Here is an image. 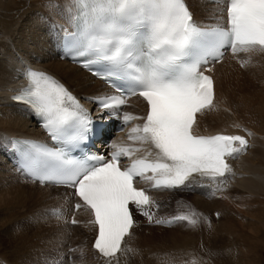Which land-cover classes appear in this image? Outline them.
I'll use <instances>...</instances> for the list:
<instances>
[{
  "label": "snow or ice",
  "instance_id": "6c2138e0",
  "mask_svg": "<svg viewBox=\"0 0 264 264\" xmlns=\"http://www.w3.org/2000/svg\"><path fill=\"white\" fill-rule=\"evenodd\" d=\"M213 2L224 5L219 11L226 13L225 25L198 22L187 0H76L77 13L69 16L73 31L64 37L66 55L123 93L93 98L100 116L126 104L128 95L142 97L146 117L142 126L130 130L129 139L150 143L155 159L145 156L122 167L121 157L139 149L120 144L113 145L110 158L74 156L72 150L90 138L97 121L80 102L87 97L78 98L52 74L27 68V86L12 97L41 122L56 145L12 138L21 170L39 183L74 189L94 215V247L105 257L120 250L134 223L130 205L143 209L153 203L134 185L137 177L158 189L186 186L193 174L223 177L231 171L226 157L248 146L241 135L196 132L197 114L214 106V81L205 74L210 69L202 68L220 60L227 48L233 53L264 49V0ZM132 119L141 118L123 117L125 123ZM173 220L196 223L190 215Z\"/></svg>",
  "mask_w": 264,
  "mask_h": 264
},
{
  "label": "bare ground",
  "instance_id": "6f19581e",
  "mask_svg": "<svg viewBox=\"0 0 264 264\" xmlns=\"http://www.w3.org/2000/svg\"><path fill=\"white\" fill-rule=\"evenodd\" d=\"M25 1L0 0V209L25 211L31 218L29 227L32 235L30 230L19 233L8 248L1 249L0 246V264H47L52 258L55 264H67L69 257V264L73 260V264H134L145 257L142 251L146 244L159 240L163 244L167 243L170 251L178 255L193 237L200 239L202 231L207 228L202 215L211 211L221 213V218L225 217L217 221L216 229L210 236L215 245L212 244L214 248H208L207 253L214 259L221 257L222 261L227 260L229 264H239L241 261L253 264V255H257L260 246H264V83H259V80H264V49L257 46L235 53L231 48L228 49L210 68L214 81V106L197 114V133L224 130L247 139L248 146L244 150L226 157L231 171L215 179L194 177L186 182V186L149 191L152 201L159 199V192H162L166 193L173 207L189 208L188 212L181 209L177 213L190 215L196 223L189 220L186 224L170 222L172 225L169 228H177L176 233H152L151 228L166 229L160 226L164 221L158 225H148L151 224L147 222L149 216L144 212L152 203L143 209L131 205L134 223L123 238L120 250L112 257H103L92 247L96 229L87 207L77 201L82 205L81 208H72V201L76 200L72 194L73 189L50 183L41 186L31 181L19 171L7 151L6 140L11 134L27 133L43 137L26 107L5 96L24 81L21 70L26 66L37 67L59 78L78 98L87 97L80 100L87 107L92 104L93 96L109 91L108 86L75 63L69 62L61 52L60 35L62 31L71 28L69 16L73 14L75 1L37 0L31 4L35 8ZM187 3L191 5L198 22L205 25L225 24V13L219 11L224 7L222 3H214L213 0H187ZM11 35L15 38L11 39ZM123 110V115L131 114L141 119L129 120L119 133L111 136L110 141L113 145L139 149L130 157L147 156L148 159H155L156 150L150 143L129 139L130 130L136 125L142 126L144 122L145 105L142 99L137 95L129 97ZM106 126L101 129V134ZM236 146L239 147L238 144ZM149 152L151 155H148ZM130 157H125L124 161ZM136 181L141 186L150 182L141 177L136 178ZM179 195L191 199L188 201ZM54 209L59 211L54 213ZM148 213L151 219L155 218ZM194 213L200 216L199 219L194 217ZM70 217L76 223L69 225ZM170 219L165 221H172ZM81 228L84 233L80 231ZM144 230L149 233L139 239ZM128 238L130 244L127 246ZM138 240L140 247L144 246L141 250L136 245ZM68 241L72 245L67 244L61 252L59 248ZM72 246L73 249L68 251L67 248ZM58 250L59 255H54ZM165 261L168 259L154 264H165ZM147 264L152 263L148 261Z\"/></svg>",
  "mask_w": 264,
  "mask_h": 264
},
{
  "label": "rangeland",
  "instance_id": "374dc122",
  "mask_svg": "<svg viewBox=\"0 0 264 264\" xmlns=\"http://www.w3.org/2000/svg\"><path fill=\"white\" fill-rule=\"evenodd\" d=\"M26 1H27V3H26ZM26 1H25V3L29 4V6H31L32 3H34V2L36 3L39 0L38 1L37 0H26ZM2 3H4V2H2ZM31 7L35 8V6H33V5ZM32 8H31V10H33ZM1 31L2 30H0V33H1ZM1 34H0V39L2 38ZM13 38H15L14 35H11V39H13ZM90 76H92V75H90ZM259 81H258L259 83H261V82L264 83V80H259ZM259 83H257V84H259ZM208 123H210V122H208ZM179 196H182V195H179ZM185 196L190 197L191 195L190 194H188V195L185 194ZM185 196H182V197H184L183 199H186V200L190 201L191 198L187 199L188 197L185 198ZM161 199H162V201H161ZM212 199L217 200L218 198H212ZM212 199H209V201H211ZM222 199H218V200H222ZM159 202H161L162 204L159 203ZM165 202H168V203H165ZM156 204H157L158 207H156ZM152 205L153 206L155 205V207L151 208V207H153ZM152 205H151L150 208H148V210L146 208V211L150 212L151 214H153L154 217H155L154 218L155 220L154 219L147 220V222L151 223V224H148V225H151V226L152 225H158L159 223H156V222L158 221V219H160L159 221H164V223L160 224V226L162 225L161 227H163V228L166 227V229L151 228L152 229L151 230L152 233H156L157 234V232H158L159 234H165V233H171V231L176 233L175 229H177V228L173 229L174 226L169 228V226L172 225V224L170 222L165 221L166 219H169V217L171 218L170 220H172L173 223L174 222L176 223L178 221L180 223L186 224L187 220H173L172 216L176 217L177 215L178 216L179 215H183V212H181V213H177V212H180L181 209L184 212H188L189 208H184L183 209V208L177 207V205H176L177 208L173 207V205L170 202V200H169L168 196L166 195V193H162L161 197L159 199H156L155 201H153ZM166 205H167L168 208L166 207ZM162 210H163V212H161ZM154 212H156V215H155ZM165 212H167V213H165ZM214 212L215 211H213V212L212 211L211 212H205L202 215L203 223L207 227V228H204L205 232L202 231V236L200 237V239L197 238V237H196L197 239L193 237L191 240H189L186 243V247H184L183 250L181 251V253H179L178 255L175 252H171L170 251L169 246L167 245V243L163 244L164 242L162 240H159V241H156V242H150V243L146 244V248L142 251L143 254H145V257H143V259H141L140 261H136L134 264H138V263L139 264H147L148 261H151V263L154 264L155 262H158V261L161 262V261H164V260H167V259H168V261H165V264H218V263L220 264V262L223 263L224 261H225L224 264H227V263L229 264V261H227V260H223L222 261L221 257H218V258L214 259L211 255H209L207 253V249L208 248H214V245H215V243L212 241L210 236L216 229V225L218 223L217 221H220V219L222 220L225 217V216H223L221 218V213H219V212L218 213L217 212L214 213ZM166 214H168L169 216L166 215ZM157 215H159V216H157ZM161 215H162L163 218L161 217ZM156 216L159 217V218H157ZM240 216H241V213L238 214V217H240ZM194 217L199 219L200 216L197 213H194ZM30 219L31 218L29 216H27V213L25 211H23V210L20 211V210H17L15 208H13V209H11L9 211H6V210H3V209H0V224L3 225V226L0 225V246H1V249L5 248V247L8 248L9 247L8 245L12 244V242L14 241V239H15L17 234L25 232V231L26 232H30L31 231L30 227H29V226H31ZM48 220L49 219H47V221ZM43 222L46 223L45 221H43ZM48 225L51 226L53 224H48ZM178 229H180V228H178ZM190 230H193V229H190ZM80 231L84 233V230L82 228L80 229ZM144 231L140 233L139 239L142 236H146L149 233L148 231H145V232ZM193 231H196V230H193ZM14 234H15V236H14ZM71 234H72V231L70 232V236H71ZM190 234L194 235V236H197V234L194 233V232H192V233L190 232ZM30 235H32V231L30 232ZM67 244L70 245L71 243L68 241V243H66L65 245L60 247L59 250L62 252L66 248ZM126 244H127V246L130 244V238L127 239ZM212 244H214V245H212ZM136 245L138 246V248L140 250H141V248L142 249L144 248V246L140 247L139 240L137 241ZM211 245H212V247H211ZM217 247L219 248L221 246H217ZM204 248H206V249H204ZM260 248L261 249L257 253V255H256V253H255V255H253L254 256V258L252 260L253 264H264V246H260ZM70 249H73V246L67 248L68 251ZM59 250L57 251L56 254L54 253V255H56V256L59 255L58 254ZM71 252H73V251H71ZM41 254L44 255L43 253H41ZM65 255L66 254L63 253L64 257H65ZM208 257H210V258H208ZM73 259H75L74 256H73ZM214 260H215V262H214ZM73 261L71 262V264H73ZM69 262H70V257L68 258V264H69ZM47 264H55V259L54 258L50 259V261L47 262ZM239 264H245V262L241 261V263H239Z\"/></svg>",
  "mask_w": 264,
  "mask_h": 264
}]
</instances>
